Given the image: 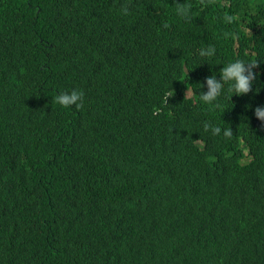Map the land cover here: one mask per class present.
Wrapping results in <instances>:
<instances>
[{
	"label": "trees",
	"instance_id": "trees-1",
	"mask_svg": "<svg viewBox=\"0 0 264 264\" xmlns=\"http://www.w3.org/2000/svg\"><path fill=\"white\" fill-rule=\"evenodd\" d=\"M261 105L264 0H0V264H264Z\"/></svg>",
	"mask_w": 264,
	"mask_h": 264
},
{
	"label": "clouds",
	"instance_id": "clouds-1",
	"mask_svg": "<svg viewBox=\"0 0 264 264\" xmlns=\"http://www.w3.org/2000/svg\"><path fill=\"white\" fill-rule=\"evenodd\" d=\"M201 3H204V0H201ZM190 11L191 5L188 4H176V12L182 18L186 20H190ZM123 14H128L127 5L122 7ZM223 21L226 24H232L235 20V17L224 13L222 17ZM163 27L167 28L169 25L165 23ZM225 38H235L234 33L225 32ZM199 55L201 57H212L215 55V48L213 46H208L206 48H201L199 50ZM259 62L257 61H250L245 62L241 59H236L234 61H230L224 67L220 69V79L217 80L215 76H209L206 78L205 82L207 85V91L201 92L199 94V100L207 105H211L212 109H222V106L219 103H215L218 97L221 95L222 91L227 85V92L231 93V96H242L248 94L252 91V84L257 78V73L253 71V69L257 68ZM203 85H201L202 87ZM83 96L84 93L79 90H73L70 93L62 92L54 98L55 103L67 108L70 106L75 105L77 109L83 107ZM173 96V91L169 90L163 96V104L167 105V100L169 97ZM159 111L158 109L156 110ZM254 116L257 120L262 122V126H264V105L257 106L254 109ZM204 130L208 131L211 129L213 135H219L221 133V128L218 126H212L208 122L204 123ZM232 130L227 128L223 131V135L226 138H231Z\"/></svg>",
	"mask_w": 264,
	"mask_h": 264
}]
</instances>
